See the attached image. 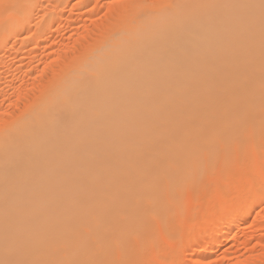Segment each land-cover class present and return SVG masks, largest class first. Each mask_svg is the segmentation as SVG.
<instances>
[{"label": "bare ground", "instance_id": "1", "mask_svg": "<svg viewBox=\"0 0 264 264\" xmlns=\"http://www.w3.org/2000/svg\"><path fill=\"white\" fill-rule=\"evenodd\" d=\"M36 1L0 0L1 42L28 29ZM140 1L110 8L117 17L79 56L39 59L52 77L0 124V264H141L166 246V220L184 230L174 215L213 179L217 227L262 206L264 0ZM199 205L190 213H207ZM214 223L198 229L201 257L221 238ZM243 257L255 264L264 249Z\"/></svg>", "mask_w": 264, "mask_h": 264}, {"label": "rangeland", "instance_id": "2", "mask_svg": "<svg viewBox=\"0 0 264 264\" xmlns=\"http://www.w3.org/2000/svg\"><path fill=\"white\" fill-rule=\"evenodd\" d=\"M38 1H40V3ZM38 1H36V3H38V4H36V3H35L36 5L33 4L34 8H36V9H34L35 11H33L34 13H32V14H34L33 17L29 18V21L31 19V24H30V26H28V29L23 31V32H19V33L12 35L8 39V41L6 42V45L3 42H1L2 40L0 41V115H1L0 116V124L5 123L4 121H6V117L12 119L14 117L13 115H15V117H16L17 114L21 113L22 110L26 107L27 103L30 102L35 97V95H36L35 93H37L35 90L38 91L40 86L45 85L48 82V80H50V78L52 77V74H51V73H53V71H52L53 68H51L52 66L48 67L49 69L46 68L44 70V68L42 67V63L40 62L39 59H41V58L45 59V57H47V56H49L50 58H56V57H58L59 53H62V52L64 53V54L62 53L63 55L67 54L66 56H70L72 53H73V55L79 56L80 53L82 54V52H81L82 50L81 49L79 50V48H80L79 45H81L82 43H83V45L87 44V43H89V44L95 43V41L98 40L99 35L102 36V34L105 30L104 26L108 25V20L110 21L114 17H117V16H115V13L113 11H110V8L116 9V5L119 3L120 4L118 6H120V7H122V6L124 7L126 4L128 6L129 4H133L136 1L139 3L140 0H133V1L132 0H127V1L126 0H70V1L69 0H67V1L63 0V3H61L62 0H59L60 5H56L58 0H56L57 1L56 3H55V0H38ZM144 1H146V4H145V2L141 3V1H140V4H142V5L143 4L144 5H147V4L153 5V4L158 2L157 0H155V1L154 0H150V1L144 0ZM108 4L110 7L108 6ZM42 7L47 8L49 11H51L53 13H57L56 18L54 16L53 21L52 20L50 21V19L49 20L48 19L41 20L39 18V15L41 13ZM117 8H119V7H117ZM112 13L114 14L113 16H112ZM32 18H33V20H32ZM38 19H40V20H38ZM11 20L12 19H9L8 21L11 22ZM90 20H92V21L90 22ZM105 20H107V21H105ZM102 22H105V23H102ZM106 22H107V24H106ZM4 23L7 24L8 22H4ZM44 24H46V25H44ZM101 24L102 25L104 24V25L102 26ZM41 25H43L42 28H41ZM47 25H48V27H47ZM37 26H39L40 29H38ZM36 28L38 29L37 36H36V34L33 33V32H35ZM41 29L45 30V32L43 33V31H41ZM39 31H41L42 34ZM79 33H81V34H79ZM32 34H34L35 36L33 35V37H32ZM85 34H86V36L84 37ZM78 36H80V37H78ZM80 38H82V39H80ZM23 39H24V41H23ZM83 40H84V42H82ZM79 43H81V44H79ZM76 44H77V46H76ZM68 54H70V55H68ZM73 55H71V56H73ZM31 89H32V91H31ZM21 92H23V94ZM3 119H5V120H3ZM1 120H3V121H1ZM248 151L252 152L251 154L254 155L253 151H250V150H248ZM245 154H247V152ZM245 154H243V155H245ZM245 156H247V155H245ZM249 156H251V155H249ZM249 156H247V158ZM244 157H242V159H241V160H243V162L245 161ZM240 164L242 167L243 163H240ZM236 168L240 170L239 166ZM236 168H234V169H236ZM239 170H236V171L233 170L232 172L229 170L228 174L233 173L234 171H235V173H237V171L239 173L241 171H243L242 168H241V171H239ZM224 177H225V175H224ZM224 177L221 178L222 180L221 179L220 180L215 179L217 181L219 180V182H217V184L218 183L223 184L222 181L225 182L229 178L228 175L226 176V178L227 177L228 178L227 179L225 178L226 180L224 179ZM213 181H214V179H213ZM213 181H211V182L213 183ZM211 182L209 183L210 185L207 188V189H209V192H207L208 195L204 194V191H202L206 188V186H205V188L203 187L204 189H202L200 191L196 189L197 187H195V189L197 191L195 190L194 193L195 192H201L202 193V194H200L201 196L198 194L199 196L196 195L192 200L191 196L194 193L191 194L190 197L186 198V204H185L186 206L184 207V205H182L183 203L181 204V206H183V207L181 208L182 210H180L181 211L179 213L180 216L174 215V217H176L174 220H176L179 217L177 219L178 221H176L177 225L179 224L180 221H185L184 223L180 222V223L184 224L183 225L184 230L182 229V227H180V229H179V227L177 229L175 228L176 231H178V232L174 231L175 230L174 229V230H172V231H174V234H173V232L166 231L165 229H166V226L168 225L167 220H166L164 223H167V224L163 223V225H162V227L164 225H166V226H164L165 228L163 227L164 228L163 232L165 234H166V232H168L169 234L167 233L166 236L164 234V237L169 236L168 238L171 240H169V239L167 240V238H163V236H162L163 234H161L158 231L157 236L160 238L159 241L161 240L162 243H164L167 247L170 245L173 248V246H174V250L176 251V253L165 260L163 257H161V255L163 254L162 256H164L165 255L164 252H166L169 249L171 250V248H169L170 246L168 247L169 249L165 248L166 247L165 246V247L160 248L159 250L157 249L158 251L157 250L153 251L154 250L153 249L151 252L154 253V255H152V253H151V256L148 255V254H150V252H149L150 249H149V251H147V252H149L147 255L144 254L146 251L142 253V256H143V257H141L142 261L140 259L141 264H146V261L148 264H151V262H153L154 264H242L241 260L244 258L243 255L249 251L250 247L251 248L255 247V248H257V250H263L264 249V244H263L264 243V195L260 194L258 196V197H260V199H258V200L262 201V206L257 205L254 208V210L247 216V219H245L246 221H244V222L239 221L237 223L236 222L233 223L231 220L229 221V219H228L229 222L224 221V225H222L223 227L221 226L222 227L221 228V227H217L216 223L223 219L224 213L217 211L219 214L217 213L216 216H213L214 217L213 218L211 216L212 214L210 215V213L213 210L208 211V209H211L214 206L213 204H215L213 202V200L216 202L218 199L216 197V194H217L216 191H215V193H213V189L211 187V184H212ZM217 184H216V187L218 186ZM221 184H220V186H221ZM259 184L261 187H263L261 182ZM220 186H218L217 189ZM213 187L215 190H217L215 188V186H213ZM221 187L219 189H221ZM205 192H206V189H205ZM209 193L212 195L215 194V195H213L215 197L213 198V196L210 195ZM203 194H204V197H203ZM211 196H212L213 200L210 198ZM189 201L193 202V203H190ZM205 203H206V205H207V203L209 205V207L206 209L208 215H206L207 214L206 212H205V214L202 213L203 216L198 215V214H201L202 210L199 211L200 213L197 211V214H195L196 213V211H195V213H194L195 216H193L194 215L193 212L190 213L191 211H193V209L196 210L195 209L196 207H198V210H199V206H200L199 204H202L205 207ZM184 208H186V209H184ZM201 208H202V206H201ZM183 209L185 210V214H187V215L182 214V211H184ZM177 212H179V210ZM189 214H193V215H191L192 217L191 216L189 217ZM176 215H178V213ZM206 216L208 217L209 220H207ZM182 217H183V220L181 219ZM184 217H185V219H184ZM211 217H212L211 220L214 219L215 221L214 220L213 221L215 223L210 220ZM174 220H171V222L172 221L175 222ZM171 222H169L171 224V225L169 224V227L170 226H173V227L177 226L175 223H171ZM189 223H190V226L192 224V226H191L192 228L190 226H188ZM211 223L212 224L214 223V225H213L214 230H215L214 232H216V234H219L218 236L221 238H217L216 242L214 241V243H213L214 249H212V252L207 253V254L204 253L207 256L201 257V255H198V252H199L198 250H200V246L196 243L195 239H196L197 233L199 232L198 229H200L201 230L200 232L205 235L206 234L205 232L208 229L206 227H208V225H210ZM230 224H231V226H233L232 227L233 231L231 230L232 232L227 230V228L230 227ZM178 226H180V225H178ZM162 227H160V228H162ZM173 227H170V228H173ZM186 229H187V231H186ZM188 229H190V230L188 231ZM202 229H204V231H202ZM182 231H184V232H182ZM227 232H228V234H227ZM170 233H172V234H170ZM175 233H176V235H178V236H176L178 239L175 237ZM181 233H182V238H181ZM187 234H188V237H186ZM172 235L174 238L172 237ZM179 235H180V237H179ZM185 237L187 238V240L184 239ZM232 237H235V238H232ZM172 238L174 240L177 239L176 242H174V244H173ZM260 238H262L263 240ZM156 239L158 240V238H156ZM182 239H184L186 242L185 243L182 242L183 241ZM159 241L158 242L156 241V245H157V243L159 244ZM260 242H263V243H260ZM256 245H258V246L256 247ZM161 246H163V244ZM156 248H159V247L156 246ZM241 251L243 253H240ZM155 252L157 253V255ZM166 254H167V252H166ZM199 254H201V253H199ZM202 254H203V252H202ZM147 257L152 258V260H154L155 262L154 261L150 262L151 259H149V261H148ZM143 258H144V260H143ZM143 261L145 263H143ZM234 261H235V263H234ZM254 263L255 264H264V258L262 257L261 259H259V258L257 260L255 259Z\"/></svg>", "mask_w": 264, "mask_h": 264}]
</instances>
